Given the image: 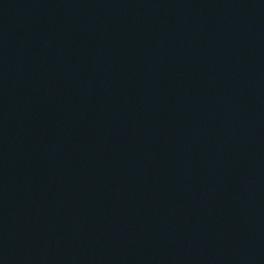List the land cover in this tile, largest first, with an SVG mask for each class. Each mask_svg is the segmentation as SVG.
Instances as JSON below:
<instances>
[{
  "label": "water",
  "instance_id": "water-1",
  "mask_svg": "<svg viewBox=\"0 0 264 264\" xmlns=\"http://www.w3.org/2000/svg\"><path fill=\"white\" fill-rule=\"evenodd\" d=\"M0 264H264V0H0Z\"/></svg>",
  "mask_w": 264,
  "mask_h": 264
}]
</instances>
